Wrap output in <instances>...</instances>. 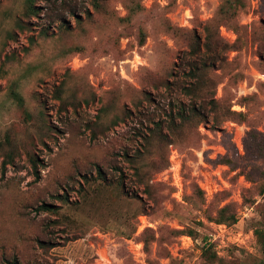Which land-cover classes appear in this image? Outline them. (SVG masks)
Masks as SVG:
<instances>
[{
    "label": "rangeland",
    "instance_id": "rangeland-1",
    "mask_svg": "<svg viewBox=\"0 0 264 264\" xmlns=\"http://www.w3.org/2000/svg\"><path fill=\"white\" fill-rule=\"evenodd\" d=\"M263 235L264 0H0V264H261Z\"/></svg>",
    "mask_w": 264,
    "mask_h": 264
},
{
    "label": "trees",
    "instance_id": "trees-1",
    "mask_svg": "<svg viewBox=\"0 0 264 264\" xmlns=\"http://www.w3.org/2000/svg\"><path fill=\"white\" fill-rule=\"evenodd\" d=\"M190 93V92H188ZM191 111H196L194 108H192ZM187 115L186 112H179V116L182 118V119H187ZM44 207V206H43ZM225 211V207L221 208L220 209V212H219V218H218V222L217 223H223L224 221H226L228 218H226L223 214V212ZM261 246H262V253L264 255V235L262 236L261 238ZM202 255L204 257H206L207 259H209L210 261H214L216 259V253L213 252L211 250V248L209 246H206V247H203L202 248ZM261 264H264V259L263 261L261 262Z\"/></svg>",
    "mask_w": 264,
    "mask_h": 264
}]
</instances>
